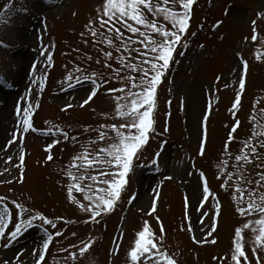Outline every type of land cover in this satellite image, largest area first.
<instances>
[{"label": "rangeland", "instance_id": "1", "mask_svg": "<svg viewBox=\"0 0 264 264\" xmlns=\"http://www.w3.org/2000/svg\"><path fill=\"white\" fill-rule=\"evenodd\" d=\"M11 1L0 0V15ZM102 2L22 0L23 13L8 22L0 19V77H3L0 82V197L6 198L0 201V211L8 209L5 234L0 236V264H35L39 259L36 252L47 239L46 232L52 239L42 264H130L128 251L135 233L148 221L159 235L157 217L166 230V250L178 264H222L214 257H226L223 264H229L235 229L259 217L239 216L231 187L227 191L221 188L223 179L216 177L220 175L221 160L228 162L227 171L235 170L231 167L236 163L235 155L239 154L243 141L251 136L253 123L264 124L259 112L264 108V47L260 43L264 40V0H195L189 47L180 49L186 54L176 55L177 62L172 63L158 88L155 131L150 133L145 149L135 161L118 204L95 223L68 199L67 186L71 181L66 171L71 158L83 151L82 145L96 140V129L101 124L125 122L115 115L117 93L107 91L122 86L103 67L101 48L110 49L94 44L85 28ZM253 20L257 21L256 42L251 40ZM159 22L164 23L162 17ZM192 32L196 33L194 37ZM115 55L119 54L114 52ZM97 59L101 60L100 64L96 63ZM241 60L247 62L246 70ZM117 66L113 61V67ZM76 68L84 75L103 72L105 79H109L84 107L80 104L87 98L91 85L89 81L76 83V77L81 76ZM242 75L245 88L241 91L238 81ZM217 77L221 79L217 81ZM69 83L72 88L68 87ZM237 92L241 94V103L233 109ZM29 107V119L37 131L22 133L17 110ZM253 115L256 121L250 119ZM237 120L240 124L229 146L232 153L229 159L223 148ZM52 125L76 136L78 142L65 141ZM104 130L109 136L115 135L110 129ZM17 134L23 138L6 149ZM205 136L206 152L201 157L199 143ZM55 139L60 142L46 151V146ZM88 146L96 149L104 147L105 142ZM157 151L160 156L154 166L151 159ZM257 151L261 149L257 147ZM21 154L25 157L23 165L19 159ZM49 154L53 156L51 161L47 160ZM252 159L253 164L245 171L256 178V172L264 169L257 168L259 160ZM201 172L220 204L219 215L215 217L216 230L211 236L206 231H211L215 202L209 200L203 207L208 216H201L197 210L203 203L198 186L202 183ZM73 196L81 203H88L80 193L73 192ZM132 196L135 199L130 204ZM154 200L155 211L148 215ZM13 202L32 214L43 215L57 228L35 220L9 243V233L15 225L28 218L18 212ZM189 227L194 231H188ZM56 231L61 235L56 236ZM193 235L207 242L195 243ZM243 240L248 264H257L258 259L264 264V251L257 248L253 253L254 236L250 229L244 230ZM88 241H94V245L81 256L79 247ZM6 243L8 247H4ZM118 245V251L114 252ZM72 252L76 253L75 260L69 255Z\"/></svg>", "mask_w": 264, "mask_h": 264}, {"label": "snow or ice", "instance_id": "2", "mask_svg": "<svg viewBox=\"0 0 264 264\" xmlns=\"http://www.w3.org/2000/svg\"><path fill=\"white\" fill-rule=\"evenodd\" d=\"M194 2L195 0H103L96 9V16L85 25L94 44L106 45L110 49L104 51L101 48L103 67L108 69L111 72V77L120 81L122 86L108 88L107 91L117 93L115 95V115L125 121L119 125L101 124L99 129H96L98 132L96 140H89L88 145L105 142V146L91 149L88 145H82L83 151L74 155L67 165L66 175L71 181L67 186L68 199L71 203L76 204L81 211L89 214V219L95 223L99 222L97 218L112 212L118 204L127 187L128 178L134 171L135 161L140 158L145 149L150 133L155 131V106L158 88L163 83L172 63L177 62L176 55L184 56L186 54L180 49L189 47L188 33ZM161 17L164 23L159 22ZM252 25L251 40L256 42L258 39L257 21L253 20ZM195 35V32L191 33V36L194 37ZM260 43L264 47V40ZM201 47L203 46L201 45ZM114 52L119 55L114 56ZM260 58L257 56V59ZM50 59L51 57H49ZM88 59L91 60L92 57L89 56ZM113 61L118 65L117 67H113ZM96 63L100 64L101 60L97 59ZM241 63L246 70L247 62L241 60ZM75 71L81 72V76L76 77L77 84L89 81L91 85L87 98L80 104V107H84L98 94L101 87L109 83V79H105L103 72L84 75L80 68H76ZM68 79H72L71 74ZM216 79L219 81L221 77ZM2 81L3 77H0V82ZM238 83L240 90H244L245 79L243 75ZM68 87L72 88L73 85L69 83ZM168 103L171 104V101ZM240 103L241 94L237 92L232 108L236 109ZM258 103L259 101L254 103L253 109ZM259 112L261 117H264V108H261ZM17 115L20 132L37 131L29 119L30 107L18 109ZM206 119L207 116H205ZM250 119L256 121V116L253 115ZM239 124L238 120L235 121L224 144L223 153L227 154L229 159L232 156L229 146L235 140L234 133L237 132ZM52 128H55L56 133L62 135L65 141L78 142L76 136H70L68 132L63 131L58 126L52 125ZM104 129H110L115 135L109 136ZM85 131L91 130L85 129ZM45 135H49V133H45ZM22 138L17 134L13 140L8 142L6 149ZM59 142V139H55L46 146V151L50 150L53 144ZM257 147L261 149L260 152L257 151ZM205 152L206 136L199 143V155L203 157ZM159 156L160 152L157 151L151 159L154 166L158 164ZM252 158L259 160V163L255 165L257 168L264 169V124L258 122L253 123L251 136L243 141L239 154L235 155L236 163L231 166L235 170H226L228 168L226 160H221L218 164L220 175H217L216 178L218 180L223 179L221 188L227 191L231 187L232 199L236 204L235 211L238 215L241 217L257 215L259 217L255 220L249 219L235 229L229 264H248L243 240V232L246 229H250L254 236L252 241L253 253L255 254L257 248L264 251V170L256 172V178L248 175L245 169L253 164ZM19 159L23 165L24 155L21 154ZM47 160H53V156L49 154ZM92 172L95 174L90 175L89 173ZM199 179L202 182L198 186L201 190L200 199L203 203L199 205L197 210L200 211L201 216L209 215L202 210L207 201L213 200L215 202L214 219L209 225L211 231H206V235L211 236L216 230L215 217L219 215L220 204L218 197L212 193L203 172L199 174ZM85 181H91V183H85ZM20 182H22V173ZM73 192L80 193L83 200L88 203H81L79 199L73 196ZM5 199V197H0V201ZM134 199L135 197L132 196L128 202L131 204ZM13 203L15 204V202ZM15 207L20 214L26 215L28 218L15 225V229L9 233V243L17 239L22 230L30 227L35 220L41 221L44 225H50L53 229L57 228L53 221L43 215L32 214L29 209L21 204H15ZM155 207L154 200L152 208L147 214L151 215L155 211ZM7 211V208L0 211V236L5 234L7 227L5 223ZM87 222L85 221V223ZM157 222L160 225L159 235L151 229L148 221H144L142 228L135 233L134 241L128 251L130 264H178L174 256L166 250V230L158 217ZM200 224L203 227V220L200 221ZM188 231L193 232L194 229L189 227ZM45 235L47 239L43 241L42 248L36 252L39 259L36 260L35 264H42L46 260V252L52 236L47 232ZM55 235L60 236L61 233L56 231ZM73 235L76 234L73 233ZM192 239L195 243L207 242L197 240L195 235ZM211 242L215 243L216 241L212 240ZM93 245L94 241L82 242V246L79 247V254L85 255ZM4 247H8V244L6 243ZM73 247L76 246L73 245ZM118 247L119 245L113 251H118ZM65 251L67 250L65 249ZM69 255L73 260L76 259L75 252L69 253ZM214 259H220L223 264L227 258L214 257ZM257 264H261L259 259Z\"/></svg>", "mask_w": 264, "mask_h": 264}, {"label": "trees", "instance_id": "3", "mask_svg": "<svg viewBox=\"0 0 264 264\" xmlns=\"http://www.w3.org/2000/svg\"><path fill=\"white\" fill-rule=\"evenodd\" d=\"M25 9L23 8L22 0H13L9 3L8 7L1 13L0 19L3 21H10L17 17V15L23 13Z\"/></svg>", "mask_w": 264, "mask_h": 264}]
</instances>
